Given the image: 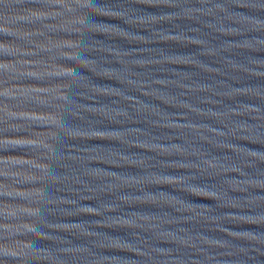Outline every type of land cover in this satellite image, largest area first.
Returning <instances> with one entry per match:
<instances>
[{"label": "water", "instance_id": "1", "mask_svg": "<svg viewBox=\"0 0 264 264\" xmlns=\"http://www.w3.org/2000/svg\"><path fill=\"white\" fill-rule=\"evenodd\" d=\"M0 264H264V0H0Z\"/></svg>", "mask_w": 264, "mask_h": 264}, {"label": "clouds", "instance_id": "2", "mask_svg": "<svg viewBox=\"0 0 264 264\" xmlns=\"http://www.w3.org/2000/svg\"><path fill=\"white\" fill-rule=\"evenodd\" d=\"M69 7H70V5H69Z\"/></svg>", "mask_w": 264, "mask_h": 264}]
</instances>
